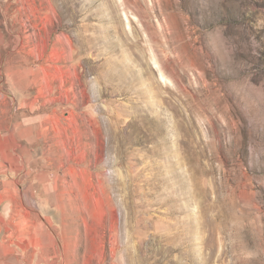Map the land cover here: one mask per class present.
<instances>
[{
	"label": "rangeland",
	"instance_id": "obj_1",
	"mask_svg": "<svg viewBox=\"0 0 264 264\" xmlns=\"http://www.w3.org/2000/svg\"><path fill=\"white\" fill-rule=\"evenodd\" d=\"M1 107L42 264H264V0H0Z\"/></svg>",
	"mask_w": 264,
	"mask_h": 264
},
{
	"label": "crops",
	"instance_id": "obj_2",
	"mask_svg": "<svg viewBox=\"0 0 264 264\" xmlns=\"http://www.w3.org/2000/svg\"><path fill=\"white\" fill-rule=\"evenodd\" d=\"M8 114L5 108H0V203L13 205L14 201L19 202L24 199L26 194L24 192H13L10 185L15 184L23 185L24 175L32 176V166L31 161L27 160L25 153L27 151V146H34L37 141V137L32 135L33 129H39L38 116L31 114L27 116V122L24 126L27 128V133L21 135L17 132L15 134H9L8 130ZM20 119H17L13 123L14 128H20L23 123ZM37 129V130H38ZM36 130V131H37ZM42 137V136H40ZM43 136L42 138H45ZM41 139V138H40ZM26 146V150L25 147ZM31 150L27 151L30 152ZM32 152V151H31ZM25 157L26 159L24 160ZM21 159V160H19ZM24 162H23V161ZM16 161V162H14ZM26 161V165H25ZM9 166L12 172L21 174L22 177L18 175L10 177L7 175L9 172ZM25 172V174H23ZM10 173V172H9ZM30 180V184L34 178H26ZM28 184V183H27ZM29 184V185H30ZM14 187L16 188V186ZM17 207V205H16ZM21 207V205H20ZM9 210V208H7ZM21 210L15 208L9 217L8 224L3 228L0 227V264H42L45 260L50 258V250L55 248V238L50 231L43 230L41 233L38 224L33 223L30 228L24 225L23 215ZM18 214V215H17ZM13 220V221H10ZM11 222L13 223L11 225ZM44 229H47V227ZM47 262V261H46Z\"/></svg>",
	"mask_w": 264,
	"mask_h": 264
}]
</instances>
